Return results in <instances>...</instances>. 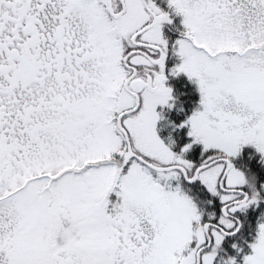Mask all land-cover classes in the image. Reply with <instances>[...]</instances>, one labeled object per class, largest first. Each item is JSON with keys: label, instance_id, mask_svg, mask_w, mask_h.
Listing matches in <instances>:
<instances>
[{"label": "snow or ice", "instance_id": "6c2138e0", "mask_svg": "<svg viewBox=\"0 0 264 264\" xmlns=\"http://www.w3.org/2000/svg\"><path fill=\"white\" fill-rule=\"evenodd\" d=\"M0 264H264V0H0Z\"/></svg>", "mask_w": 264, "mask_h": 264}]
</instances>
